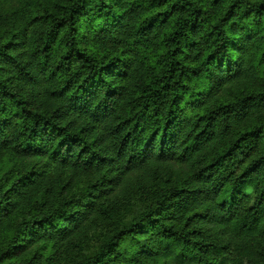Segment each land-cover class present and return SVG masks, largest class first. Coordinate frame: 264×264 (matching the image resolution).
I'll use <instances>...</instances> for the list:
<instances>
[{"label":"trees","instance_id":"obj_1","mask_svg":"<svg viewBox=\"0 0 264 264\" xmlns=\"http://www.w3.org/2000/svg\"><path fill=\"white\" fill-rule=\"evenodd\" d=\"M0 264H264V0H0Z\"/></svg>","mask_w":264,"mask_h":264}]
</instances>
